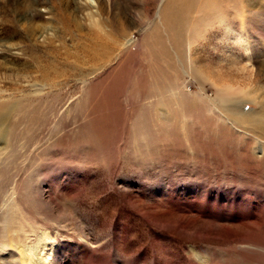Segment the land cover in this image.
Here are the masks:
<instances>
[{"label":"rangeland","instance_id":"374dc122","mask_svg":"<svg viewBox=\"0 0 264 264\" xmlns=\"http://www.w3.org/2000/svg\"><path fill=\"white\" fill-rule=\"evenodd\" d=\"M226 85L264 94V0H0V264H264Z\"/></svg>","mask_w":264,"mask_h":264},{"label":"bare ground","instance_id":"6f19581e","mask_svg":"<svg viewBox=\"0 0 264 264\" xmlns=\"http://www.w3.org/2000/svg\"><path fill=\"white\" fill-rule=\"evenodd\" d=\"M43 79L45 80V78ZM216 92L222 97L224 105L233 106L245 102L256 106V110L249 109L243 114H236L240 115L238 119L242 120L241 123H246L251 126L253 131L262 136L264 140V94L259 93L258 90L252 87L243 88L229 85L216 88ZM43 248L44 247H39L37 251L33 249L34 258L31 259V264H49V251Z\"/></svg>","mask_w":264,"mask_h":264}]
</instances>
